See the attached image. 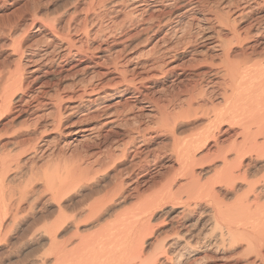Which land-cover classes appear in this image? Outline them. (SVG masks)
I'll use <instances>...</instances> for the list:
<instances>
[{"label": "bare ground", "instance_id": "obj_1", "mask_svg": "<svg viewBox=\"0 0 264 264\" xmlns=\"http://www.w3.org/2000/svg\"><path fill=\"white\" fill-rule=\"evenodd\" d=\"M123 1L139 16L138 29L89 44L87 11L81 28L74 23L78 0L66 20L34 14L20 30L17 22L0 26V49L12 46L13 61L0 70V249L11 256L19 247L47 248L24 254L26 264H198L207 251L264 264V0L109 5ZM208 1L221 3L213 9ZM29 31L43 46L29 43ZM139 34L152 46L123 58ZM202 54L218 62L195 60ZM185 55L207 70L188 76L172 114L142 84L154 72L179 83ZM40 108L53 110L52 119ZM69 115L78 121L65 127ZM47 130L58 133L50 149L48 139L33 138ZM162 133L174 162L153 190L160 171L144 169L150 149L141 147ZM40 150L49 155L43 168Z\"/></svg>", "mask_w": 264, "mask_h": 264}, {"label": "rangeland", "instance_id": "obj_2", "mask_svg": "<svg viewBox=\"0 0 264 264\" xmlns=\"http://www.w3.org/2000/svg\"><path fill=\"white\" fill-rule=\"evenodd\" d=\"M110 1V2H109ZM112 1H114V0H95V2L93 3V4H90V6H89V3H90V0H78V2H77V4H76V7H78V6H80L79 8H78V10L76 11V14H74V16H75V18H76V21H74V23L76 22L77 24H78V22H80L78 25H79V28H81L80 26H82V19L81 18H84V15L87 13V19H88V21L86 22L87 23V27L86 28H88L87 30V32H88V36H89V38H88V40L89 41H86V40H84L85 38L83 37L82 38V40L84 41V43L85 42H89V43H92V41H90V40H93V39H95L96 37H98L99 39L100 38H104V36H113V38H117L118 36H122L123 34H128V33H130V32H134L135 30H137L138 29V27L141 25V20H140V18H139V16H137V17H134V15H132L131 13H133V10H131L130 9V7L129 6H131V2H127V1H123V3L122 2H120V3H118L119 5L117 6V7H111V5H109ZM211 1H208V7H212L213 9H215V7L217 6L218 7V4H220L221 3V1H220V3H217L216 4V6H214L215 5V3L214 2H211ZM216 2V1H215ZM108 3V4H107ZM209 3H210V5H209ZM125 4V5H124ZM72 5V6H71ZM78 5V6H77ZM119 7V8H118ZM74 7H73V2H72V0H7L6 1V3H1L0 2V26L1 27H3V26H6L7 25V23H9V25H14L16 22L18 23V24H21V27L19 28V30L22 28V26L24 25V23H26V22H29V20H31V18H32V16L35 14L36 16H35V18L36 17H39L38 19H37V21H40V20H42V21H46V22H48V21H50V20H52V19H56V18H65L66 16H67V13H71V11H72V9H73ZM71 9V10H70ZM128 9V10H127ZM118 10V11H117ZM70 11V12H69ZM87 11V12H86ZM86 12V13H85ZM116 12V13H115ZM129 13H130V15H132V17L129 15ZM128 16H127V15ZM60 15V16H59ZM126 17V18H125ZM20 18V19H19ZM67 18V17H66ZM66 18H65V20H66ZM68 19V18H67ZM79 19V20H78ZM126 19H128V20H126ZM132 19V20H131ZM6 20V21H5ZM14 20V21H13ZM77 20H78V22H77ZM113 21V22H112ZM120 21H122V22H120ZM136 21H137V23H136ZM112 22V23H111ZM129 22V23H128ZM118 23V24H117ZM77 24H76V27H78L77 26ZM81 24V25H80ZM101 24V25H100ZM121 24H123V25H121ZM108 25V26H107ZM115 25V26H114ZM127 25V26H126ZM107 26V27H106ZM0 27V33H1V29H3V28H1ZM122 27V28H121ZM102 28V29H101ZM104 28H106V29H104ZM115 28V29H114ZM124 28H126V29H124ZM19 30H17L16 32H19L20 33V31ZM94 30V31H93ZM99 30V31H98ZM112 30V31H111ZM91 31V32H90ZM97 31V32H96ZM103 31V32H102ZM112 32V33H111ZM19 33H14L15 34V36L14 35H12V37H17L16 36V34L17 35H19ZM91 33V34H90ZM111 33V34H110ZM94 34H97V35H94ZM114 34V35H113ZM121 34V35H120ZM29 39L31 40L29 43H33V44H35L36 42H40L38 45L41 47V46H43V44H42V42H43V39L42 38H40L39 36H37V35H32V32L31 31H29ZM76 35V34H75ZM93 35H94V37H93ZM33 36V37H32ZM76 36H78V37H80L81 35H76ZM115 36V37H114ZM139 36H141V37H139ZM139 36H136V37H134L133 39H130L129 40V43L127 42V46H128V48L129 49H131L132 47V49L131 50H129L128 49V51L126 52V53H124L123 54V58L124 57H126V56H128L129 54L130 55H140V54H146V51L148 50V49H150V46H152L151 44L153 43L152 42V38H150V39H148L147 41H145V39H144V34H139ZM12 37L10 38V39H12ZM82 37V36H81ZM92 38V39H91ZM140 38V39H139ZM14 39V38H13ZM39 40V41H38ZM96 40H98L97 38H96ZM152 42V43H151ZM89 43H85V44H89ZM134 43V44H133ZM137 43V44H136ZM8 44H10V43H8ZM32 44V45H33ZM41 44V45H40ZM133 44V45H132ZM137 46V47H136ZM136 47V48H135ZM43 48H45V46L43 47ZM11 49H12V46H4V47H2L1 49H0V70L2 69V72H4V68H6V70H5V72L7 71V69H8V66L10 67V68H12L13 67V61H11V60H9L8 59V56H9V54H8V50H10L11 51ZM126 54V55H125ZM128 54V55H127ZM129 55V56H130ZM207 55V56H206ZM206 55H200L199 57H197V58H195V60H204L205 58L204 57H206V59H210V60H213V61H215L214 59H211V58H213V57H211L212 55H209V54H206ZM209 57V58H208ZM211 57V58H210ZM190 60V57H189V55H185V56H183V57H181V59H180V61H178L177 62V64L178 65H185L186 66V69L184 70V71H182V73H183V76H181L180 77V81H179V83H172V81L175 79L174 77H172V75H170V74H168V73H164V74H162V73H159V72H154V75H152V78L150 77L148 80H146V81H144V83L142 84V88H144L146 91H147V93L150 95V96H153L154 98H160V102H162V104L165 106L166 105V108H167V111H169L170 113H171V111H172V114L175 112V113H178V111H180L179 110V108H180V104H181V100H182V98H183V93H181V92H183V89H180V88H184V87H182V86H185L186 85V83H187V86H189L190 84H192V79H190L191 77H189L188 78V76L191 74V73H193V72H196V71H205V70H207V68L205 67V66H203V67H195L194 66V64H193V62H189V60ZM209 60V61H210ZM218 60V59H217ZM215 61V62H218V61ZM8 62V63H7ZM184 63V64H183ZM2 64V65H1ZM190 64H193L192 66H194V67H191V65ZM190 65V66H189ZM3 66V67H2ZM7 66V67H6ZM189 67V68H188ZM9 68V69H10ZM214 70V69H213ZM1 72V71H0ZM178 73L179 72H181V71H177ZM186 73V74H185ZM157 75V76H156ZM151 79V80H150ZM189 79V80H188ZM188 81V82H187ZM186 82V83H185ZM181 83H183V84H181ZM189 83V84H188ZM65 84H67V83H65ZM181 85V86H180ZM186 86V87H187ZM179 87V88H178ZM143 89V90H144ZM163 90V91H162ZM182 90V91H181ZM176 91V92H175ZM181 91V92H180ZM164 92V93H163ZM168 92V93H167ZM166 94V95H165ZM175 94H176V96H175ZM182 94V95H181ZM171 95V96H170ZM169 98V99H167V97ZM179 96V97H178ZM163 97V98H162ZM158 98V99H159ZM165 98V99H164ZM44 99H46L45 98V96L43 97V100ZM179 99H181V100H179ZM174 100V101H173ZM177 100V101H176ZM170 101V102H169ZM115 102V101H114ZM113 102V103H114ZM123 102V100H121V102L120 103H122ZM168 102V103H167ZM167 103V104H166ZM170 103V104H169ZM46 108H40L39 110H41V111H45L44 113L46 114V116L47 115H49V114H51L52 113V111L53 110H49V111H47V110H45ZM176 109H178V110H176ZM40 111V112H41ZM136 112V111H135ZM134 112V113H135ZM23 116V115H22ZM193 116V115H192ZM7 117V115H3L2 116V120H5V119H8V117ZM180 117H184L183 119H186L185 118V116H180ZM179 117V118H180ZM187 117V116H186ZM31 119V117H29V118H26V117H22V118H20V119H22V120H20V122H23L24 120L23 119ZM193 118H195L194 116H193ZM192 117H191V115H190V120L191 119H193ZM0 119H1V117H0ZM45 120L44 121H48V119H52V116H51V118H50V116L48 117H46V118H44ZM181 119V118H180ZM189 119V118H188ZM138 120H140L141 121V123H142V125L143 126H145V124L146 123H148V124H146V126H151L150 125V123H151V121L150 120H148V118H144V117H141V119H138ZM63 123L65 124V127L67 126H69V124L71 123V122H75V121H78V119H76V117L75 116H73V115H69V116H67L66 118H64L63 117ZM150 121V122H149ZM3 122V121H2ZM20 122H18V124L16 125V127L18 128V129H23V127H27L28 125H30V123L28 124V125H23V123H20ZM19 124H20V126H19ZM152 124V123H151ZM23 126V127H22ZM64 127V129L62 128V130H61V132H63V134H64V132H66V128ZM16 128V129H17ZM49 131H51V130H49ZM53 131V130H52ZM48 132V130H47V133L45 132V135L43 134V133H41V134H39V136L37 135V136H35V137H33L34 139L37 137V138H39V139H48L49 140V143H48V148L50 149L51 148V146H53V142L55 141L54 139H52L55 135H57L58 133L56 132ZM189 132H186L185 133V135L187 136V134H188ZM156 134H154V136L152 135V137H150V138H148L149 139V141L147 140L146 141V143L147 144H145V146H143V147H141L142 149H144V147H148L149 149H150V151H149V154H148V159H144L145 161L144 162H142V164H143V167H145L144 169H146V167L148 168V169H150V171H155L156 169L158 170V171H160V175H158L157 176V174L155 175V177H154V179H153V181L156 183V185H155V187H151V186H153L152 184H149L150 185V187H149V191H147L146 193H145V195L146 194H149L148 192H150V191H153V190H156V188L158 187L157 185H161L162 183H164V181L169 177V175H167V174H169L170 172V167H171V165L173 164V153H172V151L170 150L171 149V140L168 138V137H166L165 136V134L164 133H162V134H160V135H156L157 136V138H156V136H155ZM180 135H182V137L184 138L185 136L183 135V133L182 134H180ZM159 137H162V138H159ZM166 137V138H165ZM179 137V136H178ZM181 137V136H180ZM181 137V138H182ZM36 138V139H37ZM62 140H64L65 138L64 137H62L61 138ZM41 140H38V142L37 143H39V141H41ZM53 140V141H52ZM161 140V141H160ZM150 141H152V142H150ZM164 141H165V143H164ZM149 142V143H148ZM162 143V144H161ZM157 144H159V145H157ZM168 144V146L166 147V145ZM51 145V146H50ZM154 146V147H153ZM156 146V147H155ZM170 146V147H169ZM150 147H152L153 149L154 148H156L157 150H153V149H151ZM158 147V148H157ZM167 149H165V148ZM161 148V149H160ZM163 148H164V150H163ZM151 150H153V153L154 154H156V155H154V154H152V156L150 157V155H151ZM159 150L161 151V150H163L165 153H161V152H159ZM144 151H146V149L144 150ZM143 151V152H144ZM156 151H157V153H156ZM166 151H167V153L168 154H166ZM40 152H42L41 150L40 151H38L37 152V154H39L40 155ZM71 152V150H67V156H69V153ZM170 152H171V154H170ZM36 154V157H38V159H39V161H40V163H41V165L40 166H42V168L43 167H45L46 166V164H48L49 163V161L47 162V161H45L44 160V158H48L49 157V155L46 153H43V154H41L40 156L39 155H37ZM47 155V156H46ZM161 157H160V156ZM166 155V156H165ZM169 155V156H168ZM172 157H171V156ZM147 156V155H146ZM155 158H154V157ZM164 156V157H163ZM168 156V157H167ZM41 158V160H40V158ZM170 157V158H169ZM168 158V159H167ZM158 159H160V160H158ZM171 159V160H170ZM47 160H49V159H47ZM147 160L149 161V162H147ZM153 160V161H152ZM170 160V161H169ZM156 162H158V163H156ZM46 163V164H45ZM146 163V164H145ZM171 163V165H169ZM45 164V165H44ZM158 164H160V165H162V166H159ZM145 165V166H144ZM157 165V166H156ZM164 165V166H163ZM165 168V169H163V168ZM156 168V169H155ZM159 168V169H158ZM161 168V169H160ZM154 169V170H153ZM168 171V172H167ZM164 173V174H163ZM166 175V176H165ZM166 177V178H165ZM159 183V184H158ZM112 186L113 185H111L109 188H112ZM151 188V189H150ZM153 189V190H152ZM104 193V192H103ZM102 193V194H103ZM96 198V197H95ZM231 202H233V199L231 200ZM133 204V203H132ZM131 204V205H132ZM168 206H171V205H168ZM175 207V206H174ZM180 208H182V205H176V207H175V210H177L176 212H179V209ZM163 210H164V208H161V209H158L157 210V213L155 212V214H154V218H160V216H162V214H163ZM209 227H207L206 229H208ZM14 235V239H16L15 238V233L13 234ZM14 242H16V240L14 241ZM16 245H17V243H15ZM46 249L47 248H45L44 250L46 251ZM44 250L43 249H41V250H39V251H37V249H35L34 247H33V245L32 246H28V247H26V248H20L19 247V252L17 251V253H13V255H11V256H8L7 254H8V252H6L7 251V248L6 247H2L1 249H0V264H26L27 263V260H25V258H27V257H25L24 258V254H27V255H35V254H37V255H43V254H41V251H42V253L44 252ZM37 252H39V253H37ZM211 252L212 251H207V255L209 254L210 256H213V254H214V258L213 257H209V255L207 256V261L205 260V261H201V262H199L198 264H243L242 262V260L241 259H233V260H230V259H227V258H229L228 256H229V253L228 252H224L223 253V255L225 256V255H227L228 254V256H225V257H223V255H222V252H220V253H214V252H212V254H211ZM46 253V252H45ZM2 255V256H1ZM36 255V256H37ZM218 255H220L221 257H222V259H225L224 261L223 260H221L220 258V256L219 257H216V256H218ZM23 256V257H22ZM240 258H241V256H240ZM28 259V258H27ZM243 259V258H242ZM209 260V261H208ZM237 260V261H236ZM242 262H241V261ZM172 263H174L173 261H171ZM172 263H170V264H172ZM174 264H178V263H174Z\"/></svg>", "mask_w": 264, "mask_h": 264}]
</instances>
